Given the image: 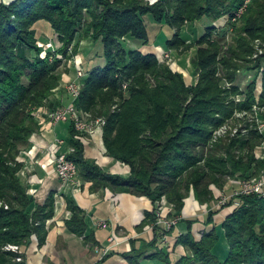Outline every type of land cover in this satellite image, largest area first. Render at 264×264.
<instances>
[{
  "label": "trees",
  "instance_id": "obj_1",
  "mask_svg": "<svg viewBox=\"0 0 264 264\" xmlns=\"http://www.w3.org/2000/svg\"><path fill=\"white\" fill-rule=\"evenodd\" d=\"M244 1L159 0L153 5L143 0L0 3V264H14L12 253L1 252L4 245L25 244L32 235L37 236L39 245L45 242L46 221L54 215V193L43 205L34 204L21 184L18 156L39 129L38 114L60 86L63 59L75 41V53L85 40L100 42L93 66L81 79L75 106L93 119H105L106 153L129 166L130 175L122 178L109 174L86 159L82 143L72 139L76 134L73 124L69 129L74 152L68 159L94 190L109 189L151 200L154 211L146 213L137 230L152 225L157 232L152 244H158L162 233L155 224L161 199L170 208L169 217H179L191 193L200 205H214L219 196L217 189L221 192L233 179L250 180L263 172L264 159L257 156L256 148L264 142V135L256 127L264 124V77L259 101L254 82L241 101L229 98L239 92V87L227 86L240 69L238 61L252 55L251 44L264 43V0L250 1L239 23L233 25L231 40L229 26L219 34L213 26L225 15L233 16ZM148 17L157 27L148 23ZM185 23H194L195 30L197 25L206 29L188 46L196 47L191 65L198 79L191 85L181 73L172 71L161 54L140 50L157 46L168 51L186 45L179 39V32L172 31H179ZM40 26L57 35L62 44L57 53L62 58L43 52L37 45ZM153 28L165 31V38H161L164 43L160 35H153ZM133 43L139 47H133ZM261 65L264 53L247 69L256 70L257 76ZM236 111L251 113L245 134H231L236 128ZM226 125L227 132L217 135ZM235 201L240 206L221 225L200 237L192 233L193 224L200 219H182L188 224V234L180 237L178 244L192 251L193 257L182 256L178 264H264V197L238 196L227 205ZM66 203L72 214L67 227L84 235V212L71 198L67 197ZM218 211L211 209L205 223L211 224ZM223 241L228 249L222 246ZM156 248L152 258L169 263L166 249ZM132 251L133 255L125 257L129 264H139L142 254L134 256Z\"/></svg>",
  "mask_w": 264,
  "mask_h": 264
},
{
  "label": "crops",
  "instance_id": "obj_2",
  "mask_svg": "<svg viewBox=\"0 0 264 264\" xmlns=\"http://www.w3.org/2000/svg\"><path fill=\"white\" fill-rule=\"evenodd\" d=\"M14 1L0 0V3L9 4ZM46 33L41 32V35L47 36ZM39 39V42L44 45L49 42L44 36ZM86 44L82 42V46ZM133 44L136 45L133 47H139L137 43ZM140 50L143 53L160 55L162 48L151 46L140 47ZM88 52H90L88 57L82 53L81 58L83 66L86 63L91 68L95 62L93 59L96 53L92 49ZM90 68L84 67L85 73L88 72L87 70L90 71ZM68 80L64 78L54 94L45 102L44 108L37 117L39 129L30 137L29 143L21 148L18 156L22 164L19 178L34 204L43 205L50 193H54L55 198L54 215L46 221L45 225L47 232L45 242L39 245L37 236L32 235L25 244L20 245L23 264H129L125 255H133L132 249L135 251L134 256L140 257L142 254L139 264H163V261L159 262L152 258L157 252V246L160 249L165 247L164 249L168 251L170 264H177L182 249L174 245L180 237L188 233L185 223L181 222L173 229L171 242L169 241L170 246H167L169 248L164 246L160 240L156 246L152 244L157 233L152 225H147L141 232L137 230L145 219L146 213L154 211L151 200L109 189L94 190L92 184L86 181L79 172L77 187L74 190L63 188L55 171V159L60 152L65 153L66 151L68 155L74 152V147L70 142L72 136L68 123L54 124L49 114L71 103L64 87ZM72 139L82 143L84 157L94 161L102 170L122 178L129 177V166L107 155L103 142V128L94 132H76ZM237 185L228 182L224 193L230 194ZM67 197L71 198L84 212L86 231L82 236L73 233L67 227V221L72 216L67 209ZM209 209L210 205H200L192 193L185 199L181 218L183 220L195 217L200 219V222L193 224L192 227L195 237H200L201 234L221 225L234 210L231 208L219 210L213 216L212 223L208 224L205 223V219ZM103 221L108 224L107 228L98 226ZM113 236L116 240L114 239L115 242L111 244L110 239Z\"/></svg>",
  "mask_w": 264,
  "mask_h": 264
},
{
  "label": "rangeland",
  "instance_id": "obj_3",
  "mask_svg": "<svg viewBox=\"0 0 264 264\" xmlns=\"http://www.w3.org/2000/svg\"><path fill=\"white\" fill-rule=\"evenodd\" d=\"M143 1L147 5H153L156 2H158L159 0H143ZM244 4L245 3L243 2V4L241 5V7L236 11V13L233 16L232 15L231 16L225 15L220 20H217L216 22L213 23V26H215V28H216L215 34H219L218 32H220L224 28H228V26H229L228 39L229 40L232 39V33L234 32L233 31V25L239 23V19H241L243 13L246 10V9H244V11H243ZM241 8H242V12H238ZM150 22H152V24L154 23L152 17H148V23L151 24ZM153 26H156V25L153 24ZM46 28L48 29V27H46ZM46 28L41 27L40 28V31H39V34H40V37L41 36H44L45 38L48 39V41H49L48 44L47 45H44V44H41L38 41V44L37 45L39 47H41V49L43 50V52H46V53L47 52H51L52 54H56L59 58H62L63 56L62 55H59L57 53V51L60 49V47H61L62 44L59 42L57 36H56L57 39H56V37L53 38V36H55L54 35V32L52 33V31H50V29L45 30ZM46 31H47V33H46ZM172 31L173 32H179V39H181L182 42H183V44L185 43L186 45H182L181 47H179V49H170L168 51H165L163 49V51H161V56H162L161 59L162 60H164V59L166 60V63L169 65V67L172 69V71L181 73L182 76H183V78H184V80H185V82L187 83V85H191V83L194 84V83H196V81H197L196 79H198V76L196 78L195 71L193 70V67L191 65V57L194 56L195 51H196V47L193 46L192 48H188V46L194 44L195 38L196 37H198V38L201 37L206 32V29L205 28H202L201 26H198L197 25V30H195L194 23H185L184 26H182L179 29V31H177V29H172ZM41 32H43L44 34L46 33L48 35L47 36L46 35H41ZM152 32H153V35H155V36L160 35L161 36L160 37V41H163V43H164V40L165 39H162L161 40V38H165V35L163 34V33H165V31H163L161 33V31L159 29L153 28L152 29ZM170 32L171 31L169 30V33L168 34H170ZM216 36L218 37V35H216ZM40 39H42V38H40ZM228 39L226 38V40H228ZM84 42H86L87 44L82 46V42H81L80 47L77 49L78 51L75 53L74 52V48L76 46L75 44L77 43V41H75L73 43L71 49L69 50L66 58L63 59V67L60 69V71L62 73V79L60 81V84H61V82H62V80L64 78L69 79L68 82L64 85L65 89H66V87L70 83L76 82V81H79V84H80L81 89H82L81 79L86 74L85 71H84V67L86 69H88L90 67L86 63H84L85 66H83V59L81 58L82 57L81 54L84 53V56H87L88 57V55L90 53V52H88L89 50L92 49V51H94L96 53L100 49V44H99L100 42L99 41L98 42H95V41L85 40V41H83V43ZM251 45L253 47V53H252V55L244 56L243 57L244 59L242 58V59H240L238 61V64L240 65V69L236 71V73H235L236 76L233 78V80L231 82H229V84L227 86V87H231V86L239 87V92H237L234 96L229 97L230 99H235L236 101H241L242 99L245 98V95H246L245 94V91H246V89H248V87H249V85H250L251 82H254L253 84L255 86L256 94H257V92L260 93L259 94V98H260V96L262 94V91H263L264 65H261V67L258 69L257 76H255L256 70L247 69V68H249V66H251L252 60H254L255 58H257L258 56H260L261 54L264 53V43L254 41ZM45 47H47V49H45ZM82 50H83V52H82ZM43 56H44V53H43ZM81 68L83 69L84 76L82 78H79L78 77V70L79 69L81 70ZM72 72H73L74 75L72 74ZM190 76L192 78H190ZM71 103H72V100H71ZM250 116H251V113H246L244 111H241V112L236 111L233 114V117L234 118H237L234 121V123L236 124L235 125L236 128L235 127L234 128L237 129L240 132L242 130H244V128L247 127L245 124L248 125V122L250 120ZM96 119H99V117L96 118ZM250 121H252V120H250ZM68 125H72V124L71 123H68ZM251 125H253V124H251ZM240 126H242V127H240ZM223 127L224 126H222L221 128H223ZM231 132L233 133V131H231ZM263 135H264V133H263ZM256 149H257V152L262 157H264V142H262ZM65 153H66V151H65ZM231 182L238 184L237 185V187H238L240 185V182L241 181H238L237 182L236 180L233 179V180H231ZM220 191L221 192H219L218 189L216 190V192L219 194L218 199L216 198L217 200L214 201V205H212V204L210 205V209L209 210H211V209L213 210L214 209V210H220L221 211V210L226 209V208H231V209H234L235 210V209H237L240 206V204H239L238 207H235L234 208L232 205L231 206L227 205V203H229V201H230L229 200L225 205H221L222 206L221 207L220 204H221L222 199L224 197V194L223 193L226 192L225 187L222 190H220ZM163 201L164 200L161 199L158 202V204L160 202L162 204ZM207 210H208V208H207ZM169 213H170V211L166 212L167 218L174 219V217H169ZM178 218L180 220L175 225L172 226V228H171V230L169 232H167V231L164 232V227L158 225V226H160L159 228L161 230L157 229V231L158 232L159 231L162 232L161 235L159 236V240L161 242V240H162L161 237L165 236L167 238V240L166 241L163 240V243L162 242L161 243L164 246H166V247L167 246H170V242H171L170 241V238H171V234H172L173 229L175 227H178L179 224H181V222H183L181 216H179ZM183 223H185V222H183ZM197 223H199V222H197ZM185 225H186V229H187L186 231H188V224L185 223ZM187 234H185V236ZM202 235L203 234H201L200 236H202ZM182 237H184V236H182ZM114 242H115L114 240L113 241H110L111 244H113ZM221 244H222L223 247H226L227 248V245L226 244L224 245V241ZM174 246H179L182 249L180 258L182 256L193 257L192 251L187 250L185 246H183L181 244H178V241L175 243ZM167 248H169V247H167ZM1 252H3L2 251V247H1ZM222 255L223 256H226V253L223 252ZM164 263L165 262H163V264ZM165 264H170V262L169 263H165ZM177 264H178V262H177Z\"/></svg>",
  "mask_w": 264,
  "mask_h": 264
},
{
  "label": "built area",
  "instance_id": "obj_4",
  "mask_svg": "<svg viewBox=\"0 0 264 264\" xmlns=\"http://www.w3.org/2000/svg\"><path fill=\"white\" fill-rule=\"evenodd\" d=\"M251 0L244 1V9L250 3ZM242 12V8L238 11ZM237 12V13H238ZM84 76L83 69L78 70V77L82 78ZM65 92L67 96L72 100V103L66 106H61L60 108L54 110L50 113L49 118L54 124L58 123H71L74 126V129L77 133L82 132H94L97 129H102L105 125V119H93L92 116L88 113L79 111L75 106V101L78 99L81 93V86L79 81L70 83ZM259 92L256 94V99L259 101ZM256 110V108H254ZM241 127V126H240ZM260 133H264V124H258L257 127ZM228 127L224 126L223 128L219 129L216 133L217 135H222L227 132ZM231 132L232 135H237L238 130L234 129ZM246 129L242 130V134L246 133ZM61 143V142H60ZM259 158H263L259 153H257ZM55 171L57 176L63 186V188H70V190H74L78 182V168L77 165L70 159H68V154L60 152L56 159H55ZM239 188L236 189L232 194L225 195L222 199L221 205H225L229 200L235 199L238 196H249V195H257L259 197H264V170L263 172L250 180H243L240 182ZM223 196V195H222ZM161 204H158V208L156 211V225H160L164 227V232H169L173 225H175L180 219L178 217H174V219L167 218L166 212L170 211V208L165 199ZM239 203L237 201L233 202L232 206L238 207ZM222 207V206H221ZM7 208V207H6ZM220 208V207H219ZM165 213V214H164ZM101 228H107L108 224L103 221L98 224ZM161 242L163 240L166 241L167 238L165 236L161 237ZM114 240V236L110 239V241ZM3 252H10L14 255L13 262L15 264L23 263V258L21 254V247L17 244H7L2 247Z\"/></svg>",
  "mask_w": 264,
  "mask_h": 264
},
{
  "label": "bare ground",
  "instance_id": "obj_5",
  "mask_svg": "<svg viewBox=\"0 0 264 264\" xmlns=\"http://www.w3.org/2000/svg\"><path fill=\"white\" fill-rule=\"evenodd\" d=\"M96 48V47H95ZM97 50V49H96ZM99 132V131H98Z\"/></svg>",
  "mask_w": 264,
  "mask_h": 264
}]
</instances>
